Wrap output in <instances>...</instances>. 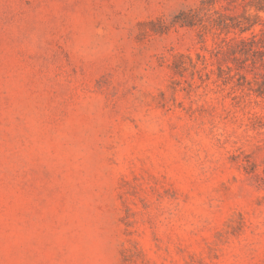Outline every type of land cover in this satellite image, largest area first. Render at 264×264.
Masks as SVG:
<instances>
[{
  "label": "rangeland",
  "instance_id": "374dc122",
  "mask_svg": "<svg viewBox=\"0 0 264 264\" xmlns=\"http://www.w3.org/2000/svg\"><path fill=\"white\" fill-rule=\"evenodd\" d=\"M201 1L0 0V264H264V96Z\"/></svg>",
  "mask_w": 264,
  "mask_h": 264
},
{
  "label": "trees",
  "instance_id": "16d2710c",
  "mask_svg": "<svg viewBox=\"0 0 264 264\" xmlns=\"http://www.w3.org/2000/svg\"><path fill=\"white\" fill-rule=\"evenodd\" d=\"M213 2V0H202L201 9ZM232 2L239 3L232 8L230 5L225 7L228 14H217V18L208 21L212 29L224 35L221 39L223 55L232 64V66L227 65L226 70L218 69L217 77L223 83H228L230 80L238 88L248 86L249 91L262 97L264 96V72H261L264 71V0H232ZM194 15L191 10L180 12L176 16V23L180 27H193ZM248 68L252 74V81L240 74ZM252 83L255 87H252Z\"/></svg>",
  "mask_w": 264,
  "mask_h": 264
}]
</instances>
